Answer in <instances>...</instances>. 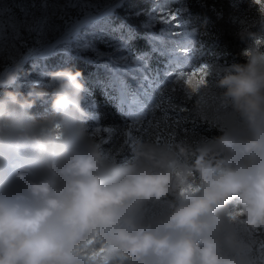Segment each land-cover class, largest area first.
I'll return each instance as SVG.
<instances>
[{
	"label": "clouds",
	"instance_id": "9594fccd",
	"mask_svg": "<svg viewBox=\"0 0 264 264\" xmlns=\"http://www.w3.org/2000/svg\"><path fill=\"white\" fill-rule=\"evenodd\" d=\"M255 39L245 63L209 65L215 80L199 90L221 135L141 141L120 163L84 127L82 71L25 82L36 65L0 69V264H90L77 249L93 237L105 247L95 264L121 254L124 264H257L256 243L242 236L264 230V38ZM49 94L50 115L37 119L31 110ZM193 176L200 190L180 195Z\"/></svg>",
	"mask_w": 264,
	"mask_h": 264
},
{
	"label": "rangeland",
	"instance_id": "374dc122",
	"mask_svg": "<svg viewBox=\"0 0 264 264\" xmlns=\"http://www.w3.org/2000/svg\"><path fill=\"white\" fill-rule=\"evenodd\" d=\"M203 1L204 0L191 1V4H194L193 7H197L193 8V13L195 15V27L193 25V28L195 29V34L189 36L191 37V39L188 40V44V41L185 42L184 40H179V44H177L175 48H169V50L171 49V56L180 58V61H178L176 58L174 59V61L172 59L173 57L171 58L169 55L166 56L168 62L166 66L168 68H166V71L173 70L172 72H174V75H171V77H169L165 81V83L153 93L148 102H146L149 105L148 113L143 115L140 124H138L137 127L131 130L132 136L136 139V144L145 140L155 142L154 137L145 135V133L141 130V126L146 127L149 121H152L154 124L160 125V129L163 132V139L161 141L163 143H183L185 145H188L201 138L214 137L215 133L217 132L221 133L219 125L214 124L211 119V95L204 91L189 93L182 82H177L176 77V74H178L179 72H189L201 63H207L214 69L224 68L225 64L227 63L226 56L221 51H219V39L216 35L212 34L213 25L210 21V18H208L209 15H206V23L200 21V17L199 19L196 17L197 10L206 9L209 13H211L213 10V8H211L207 4H204ZM222 1L226 2L229 0ZM57 2L62 4L64 3V0H57ZM230 2H232V5H234V7H238V11L240 12L239 25L243 30L247 31L259 25L264 26V21H253L255 13L249 7V0H230ZM110 21V19L104 18L98 23H94L91 26V29L98 28L99 30H97L94 35L92 33L91 36L93 35V37L90 36V38H95L94 40L99 41L100 44L105 45L112 50H116V47H126L128 43L125 41V39H120L118 37V33H121V31H118V29L116 27H113V25L110 26ZM181 30L185 31V29ZM86 42L87 41L83 42V46L72 48L66 45H60L57 50L53 51L45 57H29L30 60L28 62L30 66L32 67L33 65H36L39 71L32 75H23L21 79L25 82H41L42 77L39 73L47 72L50 66L49 61L55 59L57 56H59L58 59L62 60L64 64H67V62L69 61H73L75 57L74 55L80 56L81 59L84 58L83 60L86 61L87 65L92 67L93 71L95 69H100L97 72L98 74L100 73V76H102L103 74V64L114 62L116 57H123L122 55H114L110 57V55L108 54L99 53L100 50H97V48L92 47L89 43ZM182 42H184V45H182ZM187 45L190 46L188 47ZM71 50L74 51V55L69 53V51ZM20 54L21 53L18 52L16 55ZM7 65V61H5L4 59H0V69L6 67ZM207 79H209L210 82H214V72L210 73ZM25 93H27V89H25ZM123 113L124 112L120 111V114L128 121L126 124L113 127L112 132L106 133L101 131L99 133H96V135L94 136V138L102 144L106 154L114 159V161L117 163L129 160L133 154V149L135 147L126 146L124 144V140L126 138L125 132L128 131L126 126L128 124H131L132 122L131 117L129 116V118L126 116V113ZM165 114L170 117V119L167 121L164 119ZM173 121H179V125L175 129L176 135L174 137L170 136L168 131ZM83 123L89 134H92V132L96 128H108V126H103L102 124H99L97 120H92L89 117H87V119ZM163 206V203L157 206V210H159ZM242 236L245 239L254 241L256 243L257 249L259 248L260 243H264L260 237H257L260 236V234H257L256 231L252 232L245 229L242 232ZM103 264H107V261L104 260Z\"/></svg>",
	"mask_w": 264,
	"mask_h": 264
},
{
	"label": "bare ground",
	"instance_id": "6f19581e",
	"mask_svg": "<svg viewBox=\"0 0 264 264\" xmlns=\"http://www.w3.org/2000/svg\"><path fill=\"white\" fill-rule=\"evenodd\" d=\"M143 1L149 4L148 7L123 13V10H126L135 0H114L113 10L106 12L87 28L81 29L73 40L64 44L72 48L83 46L84 41L94 40L95 38H90V36L99 29H91V26L104 18L111 20L109 22L110 26L113 25L118 31H121V33H118V37L120 39L124 38L128 43L126 47H116V50L110 52L99 51V53L108 54L110 57L114 55H122L123 57H116L112 62L114 64L110 62L103 64L102 76L97 73L100 69L92 70L84 76L86 84V102L84 106L88 112V117L97 120L99 124H101V117L99 102L96 98L98 92L114 109L119 113L120 111L126 113L127 117L130 116L127 100L133 95L143 105V115L148 113L149 105L146 102L171 75H174L173 70L166 71V68H168L166 67L168 63L166 56L173 57V60L176 58V56H171L172 53H170L171 49L169 50V48H175L179 44V40L187 42L191 39L189 36L195 34L193 28V25L195 27V15L191 9L194 5L191 4L192 0ZM161 9L176 11L178 13L177 21L163 22L160 19ZM72 12L75 18L78 12L76 10H72ZM181 29H185V31ZM182 43L184 45V42ZM60 45H56L42 57L57 50ZM69 53L75 54L72 50ZM74 56V59L86 62L83 60L84 58ZM176 59L180 61V58ZM62 67L65 68V66H58L55 69ZM263 231L258 230L256 233L261 235Z\"/></svg>",
	"mask_w": 264,
	"mask_h": 264
},
{
	"label": "snow or ice",
	"instance_id": "6c2138e0",
	"mask_svg": "<svg viewBox=\"0 0 264 264\" xmlns=\"http://www.w3.org/2000/svg\"><path fill=\"white\" fill-rule=\"evenodd\" d=\"M253 2L259 5L261 12H264V0H253ZM112 7L113 0H64L62 4L57 0H0V59H4L9 64L10 61L24 62L29 57L45 55L56 45L73 40L81 29L87 28ZM72 10L78 12L75 18ZM177 18L176 11L161 9L160 19L163 22H175ZM256 43L261 44L262 41L258 40ZM18 52L21 54L16 55ZM209 75V65L201 63L189 72H179L176 77L177 82H182L192 92H198L207 83ZM127 103L132 123L126 126L128 131L125 132L124 144L134 147L136 139L132 136L131 130L140 124L144 109L134 95L128 98ZM164 119L167 121L170 117L165 114ZM178 125L179 121H173L168 129L170 136L176 135L175 129ZM141 130L145 135L154 137L156 143H161L163 132L159 124L149 121L146 127L141 126ZM101 131L109 133L113 129L96 128L91 135L95 136ZM199 190L200 186L193 176L191 183L181 189L180 195L194 194ZM228 215L230 220L237 221L243 216V212L236 209ZM98 243L99 247H96ZM77 251L82 253L90 264H95L105 253V247L93 237L84 249L78 248ZM257 253V264H264V243L259 244ZM128 259L129 257L121 254L119 264H124Z\"/></svg>",
	"mask_w": 264,
	"mask_h": 264
},
{
	"label": "trees",
	"instance_id": "16d2710c",
	"mask_svg": "<svg viewBox=\"0 0 264 264\" xmlns=\"http://www.w3.org/2000/svg\"><path fill=\"white\" fill-rule=\"evenodd\" d=\"M203 2L204 4H207L213 8V10L210 14H207L204 10H197L196 17L198 19L200 17V21L206 23V15H210L208 18H210V21L213 25L212 34L216 35L219 39V51H221L226 56L227 63L225 64V67L236 63H245L243 53L253 42L254 37L257 38L255 39V43L258 40L261 41V39L264 38V26L259 25L247 31L243 30L239 25L240 12L238 11V7H234L230 0L226 2L222 0H204ZM148 5L149 4L145 3L143 0H135V2H133L126 10H123V13L143 9L148 7ZM87 42L92 47L103 52H110L112 50L111 48L100 44L99 41L96 40L90 39ZM257 45L260 46L261 44ZM58 58L59 56L49 61V70H55V68L58 66H65V68H72L73 70L82 71L83 76L92 71V67L87 65L86 62L84 63V61L74 59L73 61H69L67 64H64L62 60H59ZM24 68L29 69L31 66L29 63H27ZM23 75L24 74H22V76ZM24 94L27 95V93ZM96 98L99 102V112L101 117L100 122L103 126H108L113 129L115 126H121L128 122L127 119H125L116 109H114L108 102H106V100L103 99L99 92L96 93ZM50 100L51 94L42 100H37L36 106L31 110L32 114L37 119L50 115ZM221 134L222 133L217 132L215 133L214 137ZM191 159H194V157H191ZM257 237H260L264 242V231L260 236Z\"/></svg>",
	"mask_w": 264,
	"mask_h": 264
},
{
	"label": "built area",
	"instance_id": "2783aa9c",
	"mask_svg": "<svg viewBox=\"0 0 264 264\" xmlns=\"http://www.w3.org/2000/svg\"><path fill=\"white\" fill-rule=\"evenodd\" d=\"M193 8H197V7H191V9L193 10ZM113 10V9H112ZM202 10H204V11H206L207 12V14L209 13L206 9H202ZM210 14V13H209ZM209 17H210V15H209ZM61 45H64V44H61ZM125 83V82H124Z\"/></svg>",
	"mask_w": 264,
	"mask_h": 264
},
{
	"label": "water",
	"instance_id": "95a60500",
	"mask_svg": "<svg viewBox=\"0 0 264 264\" xmlns=\"http://www.w3.org/2000/svg\"><path fill=\"white\" fill-rule=\"evenodd\" d=\"M34 59V58H33ZM30 60V58H28L26 61H24V64L27 63Z\"/></svg>",
	"mask_w": 264,
	"mask_h": 264
}]
</instances>
